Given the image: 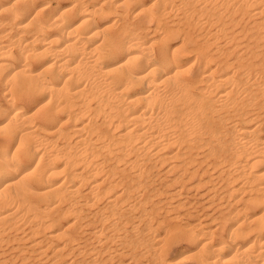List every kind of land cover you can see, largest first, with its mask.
Wrapping results in <instances>:
<instances>
[{
    "label": "bare ground",
    "instance_id": "bare-ground-1",
    "mask_svg": "<svg viewBox=\"0 0 264 264\" xmlns=\"http://www.w3.org/2000/svg\"><path fill=\"white\" fill-rule=\"evenodd\" d=\"M151 1L0 0V264H264V0Z\"/></svg>",
    "mask_w": 264,
    "mask_h": 264
},
{
    "label": "rangeland",
    "instance_id": "rangeland-1",
    "mask_svg": "<svg viewBox=\"0 0 264 264\" xmlns=\"http://www.w3.org/2000/svg\"><path fill=\"white\" fill-rule=\"evenodd\" d=\"M68 1H69V0H61V3H64V4H65V3L68 2ZM147 1H148V3H149V2H150V3L152 2L151 0H147ZM52 3H54V5L56 4L54 1H53ZM150 3H149V4H150ZM153 24H154V25H153ZM147 25H149L150 28H152V29H151V32H152L153 35L156 36V35L161 34L160 32H158V31H160V30L157 29V28L155 27V23H153V22L150 23V22H149V23H147ZM154 27H155L156 29H155ZM155 30H156V31H155ZM156 32H157V33H156ZM175 40H176V39H175ZM190 193H191V192H190ZM200 207H201V205L199 206V208H200ZM201 212H202V211H201ZM198 214H199V213H198ZM193 219H194V218L192 217V221H193ZM180 247H181V246H180ZM126 258H127V257H126ZM126 258H125V259H126ZM104 263H107V262L105 261ZM134 264H138V263H134Z\"/></svg>",
    "mask_w": 264,
    "mask_h": 264
}]
</instances>
